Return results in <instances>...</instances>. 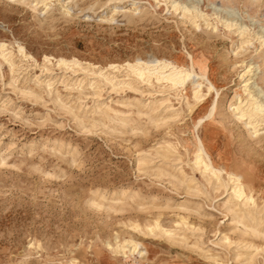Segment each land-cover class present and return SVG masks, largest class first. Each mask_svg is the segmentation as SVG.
I'll return each mask as SVG.
<instances>
[{"label":"rangeland","instance_id":"1","mask_svg":"<svg viewBox=\"0 0 264 264\" xmlns=\"http://www.w3.org/2000/svg\"><path fill=\"white\" fill-rule=\"evenodd\" d=\"M172 1L52 0L45 9L34 6L35 0H0V42L16 64L13 80L0 56V264H264V236L242 235L243 225L225 203L230 190H213L191 169L199 136L213 164L242 172L264 216V129L253 134L232 110L238 97H245L239 75L248 64L250 89L264 92V0H200L208 24L181 22ZM242 29L252 38L245 51L239 48ZM17 44L31 58L20 57ZM149 57L182 65L192 59L217 95L211 92L190 112L189 83L175 94L135 80L132 87L112 89L90 74L110 63ZM59 58L67 65L58 64ZM44 80H50V89ZM160 95L169 96L184 119L155 125L136 115L140 104ZM213 97L216 109L195 127ZM96 101L121 114L103 116ZM59 102L78 107L79 119ZM119 115L127 116V123L115 118ZM167 143L175 152L165 153ZM179 166L193 177L197 192L167 174H178ZM122 189L126 192L119 195ZM96 192L106 197L96 200L99 206L91 203ZM177 214L188 224H175ZM155 219L180 237L172 242L156 231L150 234L145 225ZM190 226L199 229L192 232ZM259 229L264 231V224ZM128 239L138 250L123 255L107 246ZM249 241L258 250L247 247Z\"/></svg>","mask_w":264,"mask_h":264},{"label":"bare ground","instance_id":"2","mask_svg":"<svg viewBox=\"0 0 264 264\" xmlns=\"http://www.w3.org/2000/svg\"><path fill=\"white\" fill-rule=\"evenodd\" d=\"M12 1H15V0H12ZM35 1L36 2L33 4L34 6L43 5V7L45 9L49 8L50 5L52 4V0H35ZM121 1L122 0H105V3H108V2L114 3V2H121ZM192 2H193L192 4L195 3L196 5L190 4L191 6H187L186 4L182 5L176 1H172L170 7H172V10L174 12H176L177 9L181 10V16H180L181 22L189 19L191 21V24L193 22H197L198 20H200V21L202 20V21H204V23L208 24V15L206 13H204L203 11H201L198 7L200 0H192ZM118 6L113 5V9L117 10ZM61 7L63 8L64 13L69 12V8H64L63 5ZM33 8L35 9V7H33ZM133 9H136V7H133ZM218 11H219V9H218ZM123 15H125V14H123ZM224 24L227 27L231 26V23H229L225 19H224ZM240 27L243 28V26H240ZM243 29H245V28H243ZM243 29L241 31L238 30L239 31L238 34L241 37L239 48H240V50L245 51V47H247L248 44L252 41L251 40L252 38H249L250 36H244V34L247 32H244ZM246 31H247V29H246ZM263 42H264V40L261 41V43H263ZM17 47H18L17 51H18L20 57L31 58V56L28 53L26 54V51L22 45L17 44ZM0 56L9 65L11 72H12V78L14 80L13 73L16 70V69H14V67H16V64L14 61L15 60L14 55L10 50H8L7 45L4 42H0ZM45 57H47V59H45ZM43 60L49 61L50 58L45 55L43 57ZM190 60H191V63L189 65H182V64L177 63L174 60H170V59H166V58H158V57H154V58H150V59L136 58L132 62L126 61L121 66L120 65H114V64L110 63L106 67L98 69L97 72L96 71H90V74L96 73L94 76L97 75L98 77H100L101 78L100 82H102L104 85H109L112 89L120 88L123 86L132 87V81L135 80L136 83H145L146 85H149L151 87L156 86V87H158V89H160L158 91H161V92L165 91V90H172V91L174 90L172 92V94L173 93L175 94L179 91L181 92V90H184L186 88V84L189 83L190 84L189 96H185V99H186L185 105H186L187 109L191 112L192 109L196 105L201 104L204 101L205 97L207 95H210L211 92L214 91L215 94L217 95V89L214 87L212 82L207 78V76L196 71V69L193 65L192 59H190ZM57 62H58V64L67 65L66 60L63 58H59L57 60ZM72 63H77V61L72 62ZM120 67L123 70H125L124 74H120V73L118 74V72H120L119 71ZM250 67H251V64H248L247 67L245 68V70L243 71V73H241L239 75L241 78L244 77L243 82H242V84H243L242 88L243 89H242L241 94H245V97L244 98L238 97L239 100L235 103L236 105H234L232 107V110L234 111L236 118L238 120H243L244 121L243 124L248 128V130L253 129L252 133L256 135V134H258L260 129L261 130L264 129V127L257 128L259 125L260 126L264 125V105H263L264 100L260 99L261 97L264 99V92L260 89H257V87L256 88L254 87V89H256L258 91L256 93L254 92V90L250 89V87H251L249 85L251 83L250 79H253L252 75H250V76L248 75L251 71ZM44 68L46 70L48 69L47 67H44ZM256 70H257V68H256ZM72 71H74V70H72ZM128 76L129 77L132 76L133 79L128 80V78H127ZM36 78H38L37 75H36ZM51 84L52 83L50 82V80L45 81V85L49 89L51 87ZM77 84H78L77 87H80L81 81H79ZM94 84H95V82L89 83L90 86H93ZM209 85H211L212 91H209V87H208ZM70 88L72 89L74 87L71 86ZM134 90H137V89L135 88ZM185 92L186 91H184V94H185ZM259 92L262 94L258 95ZM238 93H239V91H238ZM98 96H99V94H98ZM160 96L161 97H159V98L153 97L151 100L148 101L147 104L146 103L140 104L141 107L137 108L136 115L139 117L146 116L149 123H152L155 125H157L158 122L166 123L167 121L175 120L176 117H178L180 114L179 113V107L174 106L175 103L172 102V100L169 96H162V95H160ZM189 98H192V101H190ZM55 101L58 102L59 99L55 98ZM211 101H212V103H211L210 108H208L209 110L207 111V113H205L202 116L197 118V121L194 124L195 127L200 125L201 122L204 120V118H208L211 115V113L213 112L215 105H216V99L214 98ZM178 102L179 101H177L176 103H178ZM59 105L61 107L65 108L67 110V112H69L73 116V118L79 119L80 115L76 112V109L78 107L77 108L75 107L76 108L75 109V108H72V106L71 107L66 106L61 102H59ZM93 106H94V108L96 107L97 110L98 109L101 110L103 116L105 115L107 117H110L108 115L110 111H112L116 114L117 113L121 114L119 110L110 107L108 104H105L104 102L96 101V102H94ZM142 107L143 108L146 107L149 109L148 110L142 109ZM154 111H157V112L155 113V115H152L151 113ZM123 113H125V112H123ZM115 118H117L121 123H125L127 121L126 120L127 116L125 118L123 115L122 116L119 115V116H116ZM207 145L208 144L206 141H202L199 138V136H197V139L195 141V152L193 154V161L191 164V169L198 170L199 173L202 174V177L205 179V181L208 184H210V186L213 190L219 189L220 187H222L224 189V191L230 190V192L227 193L228 198L225 201V203L228 204L227 210L231 212V214L233 216L232 217L233 220H235V222H239L243 225L244 229L241 230L242 235H249V236L253 235L256 237L259 235L264 236V231H261L259 229V227L261 225L263 226V224H264V216H262V215L260 216L258 214L260 212V208H258L257 201H256L254 194H253V190L246 183L244 175L240 171L231 170V169H228L227 167H224V166L222 167L220 165L213 164L211 157L206 150ZM175 150L176 149H175L174 145H172L171 143H167L165 153H170V152L173 153V152H175ZM165 153H163L164 155H161V157H163V158L166 157ZM177 171H178V174H173L171 172H168L167 174L170 177H172L176 181L177 184H185V187L187 190L197 192L198 189H197V187H195V183L193 182V177L188 176L184 172V170L182 169L181 166L178 167ZM223 175H225V176L223 177ZM126 189H122L120 191L119 195H124L126 192ZM127 191H128V189H127ZM112 193L115 195L116 191L112 190ZM92 198L93 199H92L91 203L95 204L96 206H99L101 204L99 202H97L96 200L98 198L105 199L106 197H105L104 193H100V192L97 193L96 192V193H94ZM118 199H124V198H118ZM197 206L200 207V205H197ZM178 207L184 211L188 210V208L184 204H181V203L179 204ZM190 210H193V209H190ZM195 211H197V210H195ZM177 218H178V220L176 221L175 224H180V225L185 224V223L188 224L186 222V216L185 215L177 214ZM137 227H138V224H135L134 228H137ZM188 227L189 226H185V228H188ZM145 228H147V230L150 232V234L151 233L155 234V231H156V233H159L161 236L163 235L164 237H166L167 240L171 239L172 242L175 239L174 238L175 236L180 237L179 232L174 231V229L172 230L170 228H165L164 226H162L158 222V219H155L152 223L145 225ZM190 229H192V232H194L193 230L196 231V229H199V227L192 226ZM181 237H182V239H186L185 234H183ZM181 242H183V241H181ZM197 243H195L194 245L200 249L201 247H198ZM244 244L246 245L247 242ZM138 245H139L138 243L133 242L130 239L123 240V241L115 240L113 245H111L110 243L107 242V246H109L111 250H113L116 253L120 252L123 255H125L126 251H131L133 253L137 249ZM128 246H129V248H126ZM246 246L252 247V248L254 247L255 250H258V248L254 245V243L252 241H249L248 245H246ZM201 251H203V250H201ZM207 252H208V250H207ZM237 255H239V254H237ZM206 257H208V256H206ZM236 257H238V256H236ZM212 258H217V257H212ZM248 261H250V260H248ZM246 263H248V262L246 261ZM219 264H221V262Z\"/></svg>","mask_w":264,"mask_h":264},{"label":"snow or ice","instance_id":"3","mask_svg":"<svg viewBox=\"0 0 264 264\" xmlns=\"http://www.w3.org/2000/svg\"><path fill=\"white\" fill-rule=\"evenodd\" d=\"M45 59H47V57H45ZM208 87H209V91H212L211 85H209ZM176 119H184V117H176Z\"/></svg>","mask_w":264,"mask_h":264}]
</instances>
